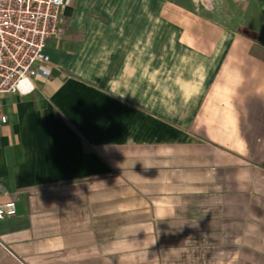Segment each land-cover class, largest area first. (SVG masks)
Instances as JSON below:
<instances>
[{
    "label": "crops",
    "instance_id": "obj_1",
    "mask_svg": "<svg viewBox=\"0 0 264 264\" xmlns=\"http://www.w3.org/2000/svg\"><path fill=\"white\" fill-rule=\"evenodd\" d=\"M61 13L0 94V264H264V0Z\"/></svg>",
    "mask_w": 264,
    "mask_h": 264
},
{
    "label": "built area",
    "instance_id": "obj_2",
    "mask_svg": "<svg viewBox=\"0 0 264 264\" xmlns=\"http://www.w3.org/2000/svg\"><path fill=\"white\" fill-rule=\"evenodd\" d=\"M209 7L212 0H194ZM71 0H0V94L27 93L32 80L50 75L49 58L44 53L50 37L63 33L61 10ZM7 120L0 104V125ZM2 195H8L0 187ZM12 197L0 202V219L14 216Z\"/></svg>",
    "mask_w": 264,
    "mask_h": 264
}]
</instances>
